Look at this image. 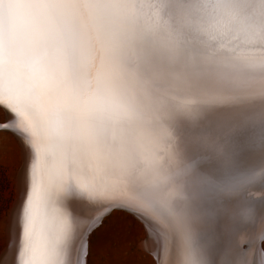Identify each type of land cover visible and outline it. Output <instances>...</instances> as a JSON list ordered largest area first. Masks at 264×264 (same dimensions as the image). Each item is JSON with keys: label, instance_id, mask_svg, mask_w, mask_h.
Wrapping results in <instances>:
<instances>
[{"label": "snow or ice", "instance_id": "snow-or-ice-1", "mask_svg": "<svg viewBox=\"0 0 264 264\" xmlns=\"http://www.w3.org/2000/svg\"><path fill=\"white\" fill-rule=\"evenodd\" d=\"M256 134L264 0H0V264H264V176L206 171Z\"/></svg>", "mask_w": 264, "mask_h": 264}, {"label": "bare ground", "instance_id": "bare-ground-1", "mask_svg": "<svg viewBox=\"0 0 264 264\" xmlns=\"http://www.w3.org/2000/svg\"><path fill=\"white\" fill-rule=\"evenodd\" d=\"M257 115L258 113L241 114L230 110H221L213 113L209 119L215 127L238 123L245 119H255ZM237 170L249 172L254 176L258 174L264 176V143H262L259 134L233 145L229 149L227 157L211 159L206 166V171L210 176L222 179L229 178Z\"/></svg>", "mask_w": 264, "mask_h": 264}, {"label": "rangeland", "instance_id": "rangeland-1", "mask_svg": "<svg viewBox=\"0 0 264 264\" xmlns=\"http://www.w3.org/2000/svg\"><path fill=\"white\" fill-rule=\"evenodd\" d=\"M13 150L14 145L11 137L0 140V192H3L5 186L10 187L13 184L14 166L10 162L6 163L4 155L5 152L11 153ZM116 225L127 228L130 222H125L123 217H117L111 222V227ZM132 246V243L128 241L117 242L115 246H107L101 250L97 264H129L130 257L127 253Z\"/></svg>", "mask_w": 264, "mask_h": 264}]
</instances>
